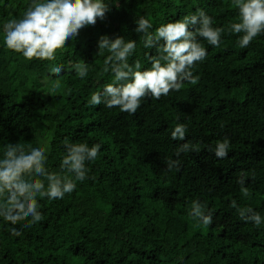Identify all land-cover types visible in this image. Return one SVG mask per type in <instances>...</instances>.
<instances>
[{
  "label": "trees",
  "instance_id": "1",
  "mask_svg": "<svg viewBox=\"0 0 264 264\" xmlns=\"http://www.w3.org/2000/svg\"><path fill=\"white\" fill-rule=\"evenodd\" d=\"M110 12L95 26L80 31L58 51V78L50 62L27 61L6 48L2 25L19 18L30 0H0V150L7 143L48 145L50 170L59 169L63 141L101 144L89 164L90 179L63 200L41 199L44 220L28 228L0 218V264H264V225L238 218L230 203L252 207L264 216V36L250 48L225 31L214 48L204 41L208 58L179 92L159 101L148 98L135 115L104 105L90 107L92 92L112 81L98 40L123 36L136 40L130 59L150 67L135 31L146 16L153 30L203 8L224 27L238 20L231 0H106ZM86 62L81 79L72 65ZM59 83L58 91L52 85ZM177 123L187 125L184 140H173ZM228 137L227 159H219L214 142ZM191 142L199 152L176 157L177 147ZM179 159L180 170L167 171L165 160ZM246 174L250 196L243 197L239 174ZM199 199L213 210V223L203 226L188 216Z\"/></svg>",
  "mask_w": 264,
  "mask_h": 264
},
{
  "label": "clouds",
  "instance_id": "2",
  "mask_svg": "<svg viewBox=\"0 0 264 264\" xmlns=\"http://www.w3.org/2000/svg\"><path fill=\"white\" fill-rule=\"evenodd\" d=\"M109 5L106 0H30L19 18L3 23V43L27 61L50 62L48 72L59 78L64 69L54 63L58 51L66 49L69 40L75 41L81 30L104 20L111 10ZM231 6L238 10V20L230 23L227 29L215 26L216 21L203 8L173 22L162 23L154 30L153 23L146 16H140L135 20L139 44L145 49H155L156 53L146 55L148 68H144L140 59L130 63L137 52L136 40L101 36L96 55L105 57L103 71L111 72L112 81L104 84L102 90L92 92L88 105L118 108L131 116L148 98L159 101L179 92L185 82L197 85L200 77L194 70L208 58L204 41L219 48L227 31L238 37L236 44L244 49L250 48L257 37L264 36V0H231ZM72 68L81 79L89 75L86 62H76ZM59 88L58 82L52 85L53 92ZM187 131L186 124L177 123L171 138L182 141ZM62 143L65 152L56 171L48 167V145L33 147L30 143H7L0 150V218L12 225L9 232L13 236L22 235V229L16 227L21 222H26L23 228H28L44 220L41 199L63 200L77 190L78 182L91 178L89 164L98 159L101 144L89 146L86 142H71L67 138ZM230 147L231 140L224 137L215 141L209 151L219 159H227ZM199 150V144L188 142L177 147L175 155L179 157ZM165 163L166 172L180 170L179 159L167 158ZM245 181L246 174L241 172L236 182L243 197L247 198L251 193ZM230 207L236 210L241 221L256 228L264 225V216L252 207H242L235 199ZM188 216L205 227L213 223V210L199 199L191 202Z\"/></svg>",
  "mask_w": 264,
  "mask_h": 264
}]
</instances>
